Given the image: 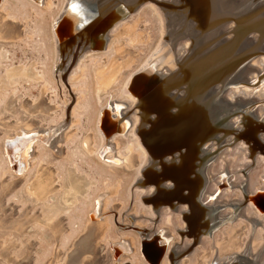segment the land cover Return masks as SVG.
Listing matches in <instances>:
<instances>
[{
	"label": "rangeland",
	"instance_id": "1",
	"mask_svg": "<svg viewBox=\"0 0 264 264\" xmlns=\"http://www.w3.org/2000/svg\"><path fill=\"white\" fill-rule=\"evenodd\" d=\"M64 3L65 0H43L42 3H38V1L35 3L31 0H3L0 2V102L13 101L12 111L16 110L15 114L5 109L0 113V228L2 226L4 229V232L0 233V247L4 248V250L0 248V264H17L18 259H23L21 257H26L28 254L32 255V253H34L32 255L35 261L34 264H50V260L53 259L55 242L49 237H44L48 233L49 222H52L46 217V207L44 206V202H47L49 197L47 196L44 202L36 205H32L29 202L19 204L18 201H22V194H14L18 190L20 191L21 188L23 189L26 183L32 181L33 176L30 174V170L38 168L39 172L51 169V172H49L51 175L50 180L54 183L55 189L53 195L56 196L60 193V186H58L60 180H58V177L70 166H75L78 172L86 176L78 172L76 173L75 169L71 168L69 182H71V174L82 175L89 182H87L86 192L89 190L90 184L94 183L91 179L98 180V183L91 187L90 195L85 200V214L82 221L84 225L83 229L90 221L102 219V210L111 209L112 216L106 215L104 217L107 222L109 221L107 226L110 230L105 235L108 243L104 240L102 242L105 246L109 244L110 255L114 258L116 264H118V258L112 255L114 253L112 251L113 248L116 246L119 253L126 251V249L128 250L126 241L121 239L122 236H130L131 239H135V242L137 240L135 234H140L141 239L145 238L142 233L144 231L140 232V230H136L141 229L137 225L139 223L142 227H146L150 233L156 232L161 227L169 230L172 243L179 244L180 247L178 248L194 245L191 247L189 255L186 256L188 259L180 262V264H208L210 260H215L214 262L217 261L218 264H221V262H223L222 264H230L231 256L244 247H247L251 253H254L258 250L259 246H262L263 249V252H261L262 249H260V252L263 253L262 260L264 263V212L257 208V205L255 207V203L247 200L246 195L243 193V191H247V195H251L258 192L260 193L259 196L264 198V154L256 148L257 151L254 150L251 154L246 153L245 146H251L247 138L241 137L236 140L235 136L232 139L230 137L227 140L228 143L224 146L221 145L222 147L218 148V150L212 148L214 154L209 153L205 156H201L200 154L198 156L205 159L206 163L207 161L209 162L207 163V167L209 168L211 179L209 182L207 181L208 185L206 186L210 190L206 189V193H210V197L206 198L209 201L207 203L211 204V207L218 208L216 213L217 219L211 224V231L206 234L197 235L195 241L188 236H180L176 233L175 224L181 225V221L179 220L180 215H174L173 211L167 207H163L159 209L158 216L157 210L143 202L141 198V195H144L142 194L143 192L135 191L137 186L135 183L138 179L136 167L140 162L141 156L140 152L135 151V143L129 142V146H132L133 153L135 154V165L127 169L126 173L122 171L123 167L114 168V166L103 165L94 154L89 155L81 148L80 142L84 138L89 139L92 149H97L100 145L101 138L97 122L102 106L106 103V98L101 102V105H97L94 99L91 85L92 80L88 74V71L90 73L89 65L91 62L89 58L91 59V56L84 57L83 63L80 66L78 65L76 70H74L73 78L68 79L67 77L66 81L69 87L63 83L62 78L55 75L54 67L57 63V54L53 27L55 22L60 19ZM10 15H13V17H10ZM125 17H123L124 19L122 18V22L120 19L112 24L109 35L111 36L110 41L101 50L95 51L94 55L98 56V53L104 52L102 56L104 59L109 60V62V58L111 57L112 61L116 64L118 63L119 66L124 63L122 65L123 70L122 68L120 69L121 76L119 73L118 80L111 93L113 101L122 105H127L128 103L124 100L126 98L121 94V88L125 84L126 76L139 70L144 61L154 53L161 39V18L150 7L141 5ZM181 43L182 41L180 42L179 40L175 47L177 48ZM69 49L71 48H66L67 51ZM132 49L134 53H132ZM70 54L71 52L69 51L68 54L64 55L70 57ZM168 55H171V51L168 52ZM68 56L64 57L63 60L65 61ZM255 61L254 65H262L260 58ZM26 66H31V68H28V74L31 76H34L36 71L37 77L35 79L20 78L11 84L6 83L4 74L7 69L13 67L25 69ZM83 68L86 69L85 72ZM29 69H32V71L34 69L33 74L29 73ZM262 72L264 73V71ZM252 75L257 76L256 73H252ZM74 84L75 87L72 86ZM238 89L235 87L229 88L225 93L226 96L221 97V95H218V101L222 103H226L224 100L230 102V100L223 99V97L229 98L228 96L232 95L233 91H239ZM107 103H109V100ZM252 103L254 104H252V108L241 105V111L256 112V121H263L264 125V98L255 99ZM24 110L34 113V116L25 120L18 119V117L27 116ZM127 111L128 108L122 110L121 114H125L123 119L126 116L131 119L132 115ZM229 113L231 114L228 118ZM229 113H223L224 117L227 118L223 124L236 126L237 128H235L239 129L242 125V113L239 111L237 113L233 108ZM127 118L126 120H128ZM65 121L67 122L66 125ZM61 125L65 127H63L64 130L62 131V139L58 142L63 143V145H57L56 150L51 149V152L63 164L60 163L58 166H55L54 162H41L44 151H41V149L38 151V146L42 147V150H45V146L38 143L37 150L32 153L35 156V160L28 165L29 167L32 166L31 169L24 175L15 177L6 166L3 154L5 142L11 139V136L19 129L37 134V132H45L50 128H60ZM259 131L264 138V130L259 129ZM128 136H126L127 139ZM126 138L113 135L111 141L112 147L120 150L122 146H125ZM39 140L36 139L35 142ZM214 141L216 147L218 142L215 139ZM66 143L67 149L64 147ZM69 153H71L70 157L68 156ZM225 155L226 157H224ZM168 156L163 158L167 160L170 157ZM191 156L189 155L190 159H195V154L193 157ZM208 158L211 159L209 160ZM226 158L230 159L227 176L231 185L222 184L223 181L220 178V175L225 173L223 165ZM193 162L194 160L191 162L193 165H191L190 171L197 173L201 168H196L195 162ZM148 169L150 171L155 170L152 166ZM193 169L195 170L193 171ZM14 174L18 173L15 172ZM166 182L168 181H164V183ZM141 189L143 188L141 187ZM106 191L109 192L106 193ZM23 192L25 193V191ZM100 194L99 203L96 204V198ZM235 207L240 209L235 210ZM115 212L118 213L119 222H128L127 226L131 227V231H124L126 225L120 224L119 226H115L113 224ZM122 212L124 214H120ZM129 212L136 219L131 217L127 219L126 213ZM139 214H143L144 218ZM57 216L60 217V215ZM145 217L147 218L145 219ZM156 217L159 219H156ZM66 220L69 225L67 216ZM114 221L117 220L114 218ZM55 222L53 223V228L56 226ZM72 224L76 225V220H73ZM94 225L97 226V224ZM83 229L81 228L73 236L70 242H68L66 249L72 246L74 239ZM162 233L165 234L160 229L154 235L161 234L160 237H163V241L160 242L166 244L169 239L166 236L164 237ZM63 237L64 234L60 239L61 249H63V245H61L63 244ZM139 242L140 247V239ZM32 243L35 244L34 247L29 248V245ZM171 253L172 251L169 255ZM250 258L252 257L248 255L244 259L253 262ZM255 263L258 262L254 261L253 264Z\"/></svg>",
	"mask_w": 264,
	"mask_h": 264
},
{
	"label": "bare ground",
	"instance_id": "2",
	"mask_svg": "<svg viewBox=\"0 0 264 264\" xmlns=\"http://www.w3.org/2000/svg\"><path fill=\"white\" fill-rule=\"evenodd\" d=\"M158 1L159 0H75V2L78 3L79 8H78V11L74 12V11H72V4L74 3V0H73L71 3L68 4V12L66 14L63 13L62 15H60V19L57 20V22L54 26V31L56 33L55 29L58 27V33H60L62 36H64V35L66 36V34H67L70 36H76L78 38H82L84 36H86L88 38L84 37L86 42H84V41L79 42L80 39H78L77 41H74L73 39L71 41H69L63 37L56 39V46L58 45V52H57V65L55 64L56 65V69H55L56 74L55 75L57 77H60V78L64 77V80H67L66 79L67 77H68V79L73 78L74 76H73L72 68H71L73 66L72 65L68 66L66 60L65 61L63 60L64 57L66 58L68 56V55H64V54H68L70 51L71 54H70V57L68 56L67 60L72 61V63H73L74 60L77 59L76 58L77 55L80 53V51L82 49L85 48V46H90L94 50H101L104 46H106L108 37L110 35V33H109L110 27L112 26L113 23H115L116 21H119L120 19L122 22V20L124 18H126L125 16L127 14L129 15V13L131 11H133L134 9H137L141 5H145V6L150 7L151 9H153L155 14H157L161 18V20H160L161 21V39L158 42V44L154 50V53H152L144 61L143 65L139 68V70H137L133 74H130L129 76H126V79L124 81L125 84L121 88L122 89L121 94L123 95L124 98H126L124 100H126L128 102L127 105H125V104L122 105L120 103H117L116 101L114 102L112 94H111L113 87H115L116 82L118 80L117 77H119V73L121 76V70L120 69L122 68V65H124V63L120 64L121 66H119L118 63L116 64V63H114V61H112L111 57L109 58L110 62H109V60L104 59V57H101L100 60L97 61L93 66L92 71H93V75H94L95 83H96V95L98 98V102L101 104V102L106 97H107V99H106V104L104 106H102V109H101L100 114H99L98 122H97L98 130H99V134H100V138H101V143H100L99 147H97V149H92L91 145L89 143L90 141L88 139L85 142V148L87 149V151L89 152L90 155L94 154L95 157L99 161H101V163H103V164L115 165L118 167H124L125 166L126 169H130L132 167V165H135V161H134L135 160V154L133 153L132 146H129V149L131 151V155L127 156V157H125L121 154H117V153H113L112 155H114V156H110L109 152H110V148H113L111 145L113 135H120V136L125 137V138L128 135H132L134 139L132 138V139L128 140V143L132 141L133 143H135V146L138 145V148L141 149L139 151L141 153L140 162L137 164L138 166L136 167V170L138 171V179L136 180L135 184L137 185L136 188L141 189V187H142L143 190L146 191L147 188L143 187V184L145 182L141 181V178H143L146 174V172H144V169L147 166H149V164H151L150 162L153 163V161L156 160L155 155L157 153H161V152L165 151L173 143H174L173 144L174 146H177V145L182 146V147L187 146V148L185 149V150H187V151H185L186 154H183V157L179 160V165H175V163L172 162L171 164L164 166L163 171H161V172L163 173V176L166 175L165 177H168V179L170 181H171V179H175L176 182H178L179 184L186 185V186L190 187L191 191H190V194L188 197L190 200H192L193 195L196 193L195 191L198 190L199 188L203 189V187L205 189H207L206 183H207V181H209L211 179L210 178L211 174H210V171L208 170L209 168L207 167V163H209V162L207 161V163H206V160L202 159L200 157L203 155L204 156L208 155L209 153H213V151H214L212 148H207L206 146H208V145H206V144H205L206 146L203 145V143L206 140V137L209 136V134H211V132L214 130L216 131L217 129H219V133L221 131L227 130V128H224V125H223L224 121H226V119H227L223 115L224 112L229 113L231 111V109L233 108L237 113H238V111L240 113H242V116H243L242 117V125H241V127H239V130L241 131V133L238 134L239 137H237V136L234 137L236 140H238V138H241V136L242 137L245 136L246 135L245 132L256 131V130H259L260 128L264 129L263 121L262 122L256 121V117H257L256 112H254V113L251 111L245 112V110L241 111L242 109H240L241 105L250 106V108H252V104H253L252 101L253 100L259 99V98H264V74L262 72V71H264V45H263L262 50H261L262 51L261 55L249 63L245 64V62H244L245 59L242 58V60L239 59L237 65H234V67L231 66V68H229V70H223V71H220L219 73H214V74L211 73L209 75H207V73L205 72L206 74L204 73V75L203 76L201 75L200 78L199 77L196 78V81H188V85H187L188 89H187L186 93H184V95L186 94V97L187 96L188 97H191V96L194 97V96H200V95L204 94L203 95L204 98L202 97L201 99H199L200 101H198L196 103V105H195V102L193 104H191V105H194L195 107L191 108L189 106L190 108H187L185 110L187 112L186 117H182L181 119H179V121H177V123L176 122H174V124L164 123L165 127L163 125H161L159 127L160 131L158 132V135L154 134L155 136L143 137L141 132L139 131V129H140L139 125H140V123H142V120L146 118L145 117L146 112L143 111V109L141 108V106L143 107V104L142 105L139 104L138 103L139 101H137V98L131 93L130 90H128L129 89L128 88L129 83L132 80H134L133 76L136 75L137 73L139 74L140 71L143 72L144 67L152 66V64L153 65L159 64L161 67H167L164 64V60L168 59L167 53L169 51H171V55L169 56L168 64L170 66H172L171 64L179 61L178 54L184 52V50H186V49L189 50L190 47L195 46L196 44L198 45L200 42H202V44H203V45L201 44L202 49H203L205 41H206L205 39H209L211 41H214L216 44V49L214 48L215 45L214 46L210 45L209 49L207 51V53L210 55L209 57L213 58L215 55L219 54L216 52L218 50H221V47L218 44H221L222 39H224V38H222V35H220V31H222L224 27H223V25L216 26L217 23L219 22V19H217V17L214 14H210V17H208L207 19H204L201 16H199L198 18H200V20H202L203 22L208 21V23L205 22V24L203 22H202L203 24H200L201 22H198L199 27H202V28L204 27L201 35L197 37L195 35L196 33L191 34L192 37H190V39H184V41L176 48L175 44L170 43L169 41H166L165 38H168L170 35H172L171 33H173L177 29V26H176L177 22H175V21L172 22L169 19L166 11L163 9V7H161V5L159 4ZM141 2H143V3L140 5ZM200 2H205L207 5V9L208 10L210 9V11L212 13H215V10L212 9V7L210 8L212 1L201 0ZM246 4H247L246 8L251 9V10H254L255 5H256L254 0H247ZM248 9H246L245 12H243L244 15H242L240 13L238 15L235 12L233 14V16L237 17V18L246 17L247 15H245V14H246ZM193 10H195V9H193ZM205 14H206V12H205ZM205 17H207V14ZM169 22H171L170 25H169ZM237 24H238L237 21H232L229 23V26L230 25H234V26L236 25L237 26ZM115 25H117V24H115ZM67 30L68 31L70 30V32H68ZM180 33H182V31H178V32H176V34H173V35L175 37H177ZM257 35H259V34H257ZM255 39H257V41H259V42H261L263 40V38L260 34V36H258V38H254L252 36L251 37L249 36L248 39H246L245 41L247 43H249ZM223 42H225V41H223ZM73 45H75V46H73ZM71 46H73L74 48ZM66 48H71V49H69L67 51ZM132 51H133L132 53H134L133 49H132ZM164 52H165V56L163 57ZM216 57L219 58V55ZM218 58H213V59H215L219 62ZM258 58H260V60L262 62L261 66L254 65L256 62L255 60ZM133 61H131V62H133ZM208 63L211 64L213 62H208ZM239 63H241L242 65L238 66ZM23 67H25V66H23ZM28 68H31V66H29V67L26 66L25 69H20L19 67H13L11 69L6 68L7 69L6 70V78L8 79L9 84L14 82L12 80L13 77H18L21 79H24V78L35 79L37 77L36 71L34 73V76H31L30 74H28ZM232 68H234V70H236L234 74H230V72H231L230 70H232ZM122 70H123V68H122ZM33 71H34V69H33ZM33 71H32V69H29V73L33 74ZM191 71L192 70L190 69L189 73ZM165 72H166V70H165ZM149 73H150V70H146V71H144L142 76H139L140 82L142 84L147 79H153V77L151 75H149ZM252 73H256L257 76L252 75ZM161 77L165 78L164 71H163L162 76L161 75L157 76V80H159V78H161ZM177 77L178 76H174L172 78L177 79ZM184 77L185 76H183V73H182V77H180L174 81V82H177V84H176L177 87H175L176 89H179L182 86L181 82L183 81ZM212 79L214 80L213 82L217 83V85H221L222 88L229 83H235V84L241 83L242 86H239V85L234 86L235 88H239L238 89L239 91H233L232 95L228 96L229 98L223 97V99L226 98L227 100H230V102L226 101V104H224L222 102L216 103V101H215V104L213 105V102H214L213 98H217L218 95H221V97L226 96L225 93L227 90L223 89L224 91H222V92L220 91L218 93V95L215 94L212 97L213 94L211 91L216 90L215 87H212ZM66 82L67 81H65V83ZM73 87H75V85H73ZM241 87H244V88H241ZM138 89H140V88H138ZM137 94H138V91H137ZM156 94H157V96H156L155 102H157V101L161 102L163 100L162 97L160 96L161 93L157 92ZM205 96H207V97H205ZM176 97H177L176 100L175 99L173 100L176 103L186 101V98L184 100V98H180V96L178 94H176ZM108 100H109V103H107ZM217 101H218V98H217ZM217 104H219V105H217ZM184 105H187V104L184 103ZM216 105H217L218 109H216L217 108ZM124 108H128L127 112L131 113L130 114V115H132L131 119L127 118V116H126V118L128 120H126V118L123 119L125 117V114L122 115L121 112ZM115 114H117V118L118 117L119 118L118 119L115 118V120L113 121L112 116ZM103 115H105L106 119L101 123L100 119ZM64 123L66 125L67 122H64ZM178 125H180V126L178 127ZM61 126L65 127L64 125H61ZM61 126H60V128H61ZM182 127L184 129V135L181 138H178V139L176 138L174 142H171L170 140L165 138V136H163V135H165V134H163L164 131L165 132L170 131V130L179 131ZM34 136H36V135H34ZM40 140L45 142V140L43 138H41ZM198 140H200V141L198 142ZM215 140L218 142L219 145L223 143V141H220V139H215ZM219 141L221 143H219ZM239 141H241V140H239ZM249 150H250V152H248ZM245 151H246V153L251 154L254 151V148L252 146H248V147L245 146ZM155 152H156V154H153ZM215 152H217V151H215ZM194 154H195V156H194L195 159H190L189 155H192L191 157H193ZM200 154H201V156L198 157ZM169 156L171 157V155H169ZM224 157H226V155ZM228 158H226L224 160L223 168H224L225 173L220 175V178H222V181H223L222 184H225V185H231V183L229 182V177L227 176V173H228L227 171L229 169L228 164L230 161V159H228ZM208 159L210 160L211 158H208ZM192 160H194V162H195V167L201 168V169L197 173H194L193 178H189L190 177L189 174L191 172L190 167H191V165H193V164H191ZM202 165H204V166L201 167ZM74 167L72 166V168H74ZM194 170L195 169H193V171ZM196 170H198V169H196ZM69 173H71V171ZM81 174L84 175L83 173H81ZM71 175H72V178H71L70 183H71L72 190L71 191L69 190L68 192H66L64 194L65 198L72 196L71 193L72 194H74V192L84 193L87 190V182L88 181L85 180L86 178L84 179L82 177V175H78L75 173L71 174ZM84 176H86V175H84ZM147 176H148L147 177L148 181L153 182V184H155L154 182H155L156 178L158 177V175L154 171H150L147 174ZM92 181L94 183L96 182L94 179H92ZM170 181H168V182H170ZM240 182H242V181H240ZM249 186H250V184H249ZM27 188L28 187H26L24 189L25 192L28 191ZM207 190H209V189H207ZM201 193H202V191H201ZM243 193L246 195L247 191H243ZM83 195L87 197V192L84 193ZM160 195H163V193ZM247 197L248 196L246 195V199H247ZM66 202H70V200H68ZM205 203H206V201H205ZM194 205H195V208H198L196 203ZM256 205H257V203H255V207H256ZM257 206H258L257 208H259L261 210V208H260L261 205L260 206L257 205ZM217 208L211 207V209H208V210L205 209V210H202L201 212L199 211L196 214H197V216H199V215L207 216V215L211 214L213 220L216 221V219H217L216 218ZM237 208L235 210L240 209V208L239 209H237ZM260 210H259V212H260ZM3 230L4 229L1 226L0 231L4 232ZM234 237H235V235H234ZM1 249L4 250V248H1ZM261 252H263V249ZM261 252L258 251L257 253H253V254L249 253L248 255H250L252 257L250 259L253 260V262L254 261L260 262L262 260V255H263V253H261ZM249 262L251 263L252 261H249ZM255 264H257V263H255Z\"/></svg>",
	"mask_w": 264,
	"mask_h": 264
},
{
	"label": "water",
	"instance_id": "3",
	"mask_svg": "<svg viewBox=\"0 0 264 264\" xmlns=\"http://www.w3.org/2000/svg\"><path fill=\"white\" fill-rule=\"evenodd\" d=\"M200 1L201 0H159L158 1L161 7H163V9L166 11L169 19L172 22L173 21L177 22L176 23L177 29L173 33H171L172 35H170L168 38H165V40L176 45L179 42V40L180 42L181 41L183 42L184 39H190V37H192L191 34L193 33H196L195 35L197 37L200 36L201 33L203 32L204 27L203 28L199 27L198 22H201L200 24L203 23L205 24V22L208 23V21L203 22L198 17L201 16L202 18L207 19L208 17H210V14H214L217 17V19H219V22L217 23L216 26L223 25L224 27L223 30L220 31V35H222V38L224 39H222L221 44H218L220 45L221 50L217 49L218 51L216 52L219 54L213 57V58H218L216 56L219 55L218 58L219 62L213 59L212 57H209L210 55L207 53L210 45L212 46L215 45L214 48L216 49L215 42L209 39H205L206 41L203 49H202L203 44L202 42H200L198 45L196 44L195 46L190 47L189 50L188 49L184 50V52L178 54L179 61L175 63L172 62L173 63L171 64L172 66L168 64L169 55L167 53L168 59L164 60V64L167 67H161L159 64L158 65L152 64V66L144 67L143 72L140 71L139 74L137 73L136 75H134L133 76L134 80H132L129 83L128 90H130L131 93L137 98L139 104L141 105L143 104V107L141 106V108L143 109V111L146 112L145 113L146 118L142 120V123H140L139 125L140 129L138 128L143 137L155 136L154 134L158 135V132L160 131L159 127L161 125L164 126V123L166 124L167 123L174 124V122L177 123L179 119H181L182 117H186L187 112L185 110L187 108L195 107L194 105L191 104L195 102L196 105V103L200 101L199 99H201L202 97L204 98L203 96L204 94L194 97L193 96L186 97V94L184 95V93H186L188 89L187 86L188 81H196V78L198 77L200 78L201 75L203 76L205 72L207 73V75H209L211 73L214 74V73H219L220 71L223 70H229L231 66L234 67V65H237L239 59L241 60L242 58L245 59L244 62L246 64L253 61L255 58L261 55L262 52L261 50L264 45V0H254V2L256 3L254 10L246 8L247 0H210L212 1L210 8L212 7V9L215 10V13H212L210 9L209 10L207 9V5L205 2H200ZM246 9H248L245 14L247 15L246 17L237 18L233 16L235 12L238 15L239 13L244 15L243 12H245ZM205 12L207 14V17H205L206 16ZM232 21H237L238 22L237 26L236 25L229 26V23ZM170 23L171 22H169V25ZM178 31H182V33H180L177 37H175L173 34H176V32ZM260 34L263 38L261 42L257 41V39L249 43L245 41L246 39H248L249 36L258 38ZM164 56H165V52L163 54V57ZM208 62H213V63L209 64ZM241 63H239L238 66H241L242 65ZM190 69L192 71L189 73ZM146 70H150L149 75H151L153 79H147L142 84L140 82L139 76H142L144 71ZM163 71L165 78L161 77L159 78V80H157V76L158 75L162 76ZM230 71H231L230 74H234L236 70L232 68V70ZM182 73L183 76H185L183 78V81L181 82L182 86L179 89H176L175 87H177L176 85L177 82L174 81L182 77ZM174 76H178L177 79H173L172 77ZM213 81L214 80L212 79V87H215L216 90L211 91L213 94L212 97L215 94L218 95L220 91L222 92L224 90H229V88H233L236 85L242 86L241 83H237V84L229 83L222 88L221 85H217V83ZM157 92L161 93L160 96L163 99L161 102L158 101L155 102ZM176 94H178L180 98H184V100L186 98V101L180 103L174 102L173 100L174 99L176 100L177 98ZM213 99H214L213 105L215 104V101L216 103L219 102L217 101V98H213ZM224 101L226 102V100ZM184 103H186L187 105H184ZM216 109H218V107ZM230 114L231 113L228 114V118ZM115 118H117V114L112 116V120L114 121ZM105 119H106L105 115H103L100 120L102 122ZM180 125H178V127ZM223 125L224 128H227V130L221 131L220 133H219V129H217L216 131L215 130L212 131L211 134H209V136L206 137V140L203 143L204 146L208 145L206 146L207 148H216L215 150H218V148H221L222 146L226 145V143H228L227 142V140H229L228 138L231 137L232 139V137L234 136L239 137L238 134L241 133L239 129H236L235 127L230 125H225V124ZM245 133L246 135L243 137L249 140V143L254 148V150L258 149V151L264 154V138L261 136L259 130L249 131ZM163 134H165L163 135L165 136V138H167L171 142H174L176 138L177 139L181 138L184 135V129L182 127L179 131L176 130L175 131L170 130L167 132L164 131ZM214 139H220V141H223V143L220 145L218 144L215 147ZM199 141L200 140H198V142ZM220 141L219 143H221ZM173 144L170 145L165 151L161 153H157V154L156 152L153 153L156 154L155 155L156 159L165 157L167 155H172L173 151L176 149H182V146L179 145L174 146ZM186 148L187 146L184 147V149ZM150 163L151 165L153 164L155 166L158 162L157 160H155L153 161V163L152 162ZM247 196H248L247 200L253 203H257V205L259 206L264 204V198L260 197L258 192H255L254 194ZM260 208L261 211L264 212V208H262V206H260Z\"/></svg>",
	"mask_w": 264,
	"mask_h": 264
},
{
	"label": "flooded vegetation",
	"instance_id": "4",
	"mask_svg": "<svg viewBox=\"0 0 264 264\" xmlns=\"http://www.w3.org/2000/svg\"><path fill=\"white\" fill-rule=\"evenodd\" d=\"M1 1H3V0H0V2ZM34 1H35V3H36V1H38V3H42L43 0H34ZM72 1L73 0H65V3H64L63 9H62V14L63 13L66 14L68 12V4L71 3ZM56 22H55V24H56ZM55 24H54V26H55ZM55 30H56L57 34L55 33L54 27H53V32H54V36L53 37H55L54 38L55 42H56V39L57 38L59 39L60 37H63L66 40H69V41H71L72 39L74 41H77L78 39H80V40L82 39L79 42H82V41L86 42V40L84 38L86 36H84L82 38H78L76 36H70V35H67V34H66V36L65 35L62 36L60 33H58V27ZM68 32H70V30ZM86 38H88V37H86ZM109 38H111V36L108 37L107 43L110 41ZM107 43H106V45H107ZM95 51H98V50H94L90 46H85V48L82 49L80 51V53L77 55V57H76L77 59H75L73 63H72V61H69L67 59H65V60H66V62L68 64V66H70V65L73 66V67H71L72 68V73H73L74 70L76 69V67L78 65L80 66L83 63V61L85 59L84 57H87V56L90 57L91 56V59L89 58V60L91 62V64L89 63L90 64L89 65L90 66V73L88 71V74H89V76L91 77V80H92V84L91 85H92L94 99H95L97 105H101L98 102V98H97V95H96V83H95V78H94L92 69H93L94 64L97 61H99L101 57H103L102 55H103L104 52L100 53V54L98 53V56H94L95 55ZM57 52H58V45L56 46V54H57ZM84 64H86V63H84ZM56 65H57V63H56ZM56 65L54 67V70L56 69ZM85 70L86 69L84 68V72H85ZM4 78L7 79L6 78V72L4 74ZM61 78L64 81L63 83H65L66 80H64V77H61ZM18 79H20V78H18V77H13L12 78L13 81H18ZM65 85L67 87H69V84L67 82L65 83ZM106 99H107V97H106ZM3 110H4V102L1 101L0 102V113ZM19 118L21 119L22 117H18V119ZM56 128H59V127H56ZM22 130H24V129H22ZM40 130H43V129H40ZM49 130L51 131L52 128L48 129L45 132H40L41 137L43 136L42 138L45 140V142L47 140V136L45 135V133L48 132ZM60 130H61V136L53 141V145H55V147H57V145L58 146L63 145V143L58 142V141H60L62 139L61 138L62 137V131L64 130L63 126H61ZM19 132H20V129L17 130V132L14 133V135L19 133ZM33 135H35V134H33ZM13 136H11V137H13ZM35 141H36L35 139L31 138V141H30L31 144H29V148L27 150L28 153L26 152L27 153L26 161H25V166L22 169V172H20L18 174H14L12 171H10L13 175H15V177H20L21 175H24L25 173H27L31 169L32 166L29 167L28 165L31 162H34V160H35V156H34V154H32V153H34L37 150L38 142H35ZM185 151L186 150L184 149V147H182V149L174 150L173 154H172L173 157L171 156L167 160H165L163 157L159 158L158 160L156 159L158 163L155 166L149 164V166H147L144 169V172H146V174H145V176L143 178H141V181L145 182L143 184V187L147 188L146 191L143 193L144 194L143 196H144V198H148L149 200H152L154 208H156V210L158 211V216H159V209L163 208V207H167L169 210L173 211L174 215H180L179 216V220L181 221V225L175 224L176 231H177L176 233L179 234V235L182 234L180 236H188V237L192 238L193 241H195L197 239V237H196L197 235L206 234V233H209L211 231V224L213 223V221H209L208 220L209 218L207 219L206 216L202 217L201 215H199L198 219H197V214H196L199 211L201 212L202 210H205V209H207V210L211 209V204H208L207 202H209V201L206 200V198L210 197V193H206V189L204 187H203V189L199 188L198 190L195 191L196 193L193 195V199L190 200L189 197H188L189 194H190V191H191L190 187H188L186 185L179 184L178 182H176L175 179H171L170 182L164 183L163 181H169V179H168V177H165L166 175L163 176V173L161 172V171H163L164 166L169 165L172 162L175 163V165H179V160L183 157V154H186ZM110 156H114V155L110 154ZM103 165H106V164H103ZM108 166H114V168H119L118 166H115V165H108ZM151 166L155 168V170H153V171L158 175V177L156 178V180L154 182L155 184H153V182H149L148 178H147L148 177L147 174L150 172V170L148 168L151 167ZM123 169H125V166L122 168V170ZM47 170L48 171L40 172V173H41L43 178L47 177V178L50 179L51 175L49 174V172H51V169H47ZM30 171H31L30 174H32V170H30ZM189 175H190L189 178H193L194 177V172L191 171V173ZM27 184L28 183H26L24 185L23 189L21 188L22 191H24V189L26 187H28ZM150 188H151V190H150ZM21 189H20V191H21ZM28 191H29V189H28ZM28 191H26V192H28ZM201 191H202V193H201ZM17 192H19V191H17ZM25 193H24V195L21 193L23 197H25ZM162 193H163V195H160ZM205 201H206V203H205ZM195 203L197 204L198 208H195V205H194ZM19 204H23V202H20ZM262 205H261L262 208H264V204H262ZM221 208L223 209L222 206H221ZM102 209H103V207H102ZM112 214L113 213H111V209L102 210V212H101V218L102 219L97 220V221H90V223H87V226L74 239V241L72 243V246L69 247V249H61L60 248V239H61L62 235L63 234L65 235L68 232H70V229L67 227V222L68 221L66 220L64 222L62 220V218H61L59 220V222H58L59 224L56 225L54 228H52L53 227V223L56 221V219L58 217H56V219H53V220H50V217H47L49 221H52V222L48 221L49 225H52V227L49 226V228H47L48 229L47 230L48 233L44 237L45 238L49 237L50 239L54 240V242H55L53 255H52L54 260L53 259L50 260V264H116V262L114 261V258H112L111 255H110V246H109V244H108V246H105V244L102 242L104 240L106 243H108L107 240L105 239V235L110 230V228L107 226L109 221L107 222L104 217L106 215L112 216ZM120 214H124V212H122ZM139 215H141V217L144 218L143 214H139ZM117 216H118V213L115 212L114 217H113V224L115 226H119L120 224L126 225V229L124 231H131L132 230L131 227L127 226L128 222H119ZM126 216H127V219L129 217H131L133 219H136V217H133V215H131L130 212L126 213ZM114 218L117 221H114ZM146 218L147 217H145V219ZM156 219H159V218L156 217ZM194 219L195 220L197 219L196 223L193 222ZM183 220L186 223H184ZM94 224H97V226L94 225ZM137 225H139L140 228H141V229H136L137 231L140 230V232H142V231H147L148 230L146 227H142L140 223L137 224ZM137 225H135V226H137ZM160 229L164 230L165 236L169 240H168V242L166 244H163V246L161 244V246H160L161 248L164 247V246L165 247L163 248L164 250L159 252V255H158L157 260H156L157 264H168L169 253L171 251H175L178 254L177 257H176V263L177 264H180V262H183L185 259H188V258H186V256L189 255L190 249L194 245H188V246H183L184 248H178V247H180V245L172 243V240L170 238L171 233H169V230L165 229L164 227H161V228L157 229V231L160 230ZM71 230L72 231L75 230L74 227H72ZM156 232H154V233H150L149 232V233H150V235H153ZM139 235L140 234H138V235L135 234V238L137 239L136 242H135V239H131L130 236H122L121 239L126 241L128 250L126 249V251H121L119 254H117L116 251L118 249L116 248V246L113 248L112 251L114 253H112V255L114 257L117 256L118 264H147L145 262V260L143 259V257L141 256V253H140V247H139L140 242H139V239L141 240V242L142 241L145 242L146 240L149 241L151 239H149V238L148 239L147 238L141 239V237ZM63 239H64V237H63ZM133 240H134V242H132ZM161 241H163V240H161ZM62 242H63V240H62ZM170 242H171V244L169 245ZM34 245L35 244L32 243L31 245H29V248L30 247L31 248L34 247ZM61 245H63V244H61ZM33 254L34 253H32V255ZM29 255L30 254H28V256H26V257L25 256L21 257L23 259H18L17 264H26V263L27 264H34L35 261L33 260V256L32 255L29 256ZM224 264H227V263H224Z\"/></svg>",
	"mask_w": 264,
	"mask_h": 264
},
{
	"label": "crops",
	"instance_id": "5",
	"mask_svg": "<svg viewBox=\"0 0 264 264\" xmlns=\"http://www.w3.org/2000/svg\"><path fill=\"white\" fill-rule=\"evenodd\" d=\"M31 1H34V0H31ZM10 17H13V15H10ZM24 79H28V78H24ZM5 81L7 83H9L8 79H5ZM12 104H13V101L5 102L4 103V109L9 110V112H11L13 109ZM15 111L16 110L12 111V113L15 114ZM26 113H27V116L22 117L21 120H25V119H28V118H31L34 116V113H32V112H26ZM35 135L36 136H34L33 134H31L30 132H28L26 130L20 129L19 133L15 134L11 139H9L7 142H5L4 158L6 161L7 168H9L12 172H14V173L15 172L16 173L22 172V169L25 166L26 155L28 153L27 150L29 148V144H31L30 143L31 138L36 140V139H41L43 137V136L41 137L40 132H37V134H35ZM45 135L47 136L46 142H43L42 140L38 141V143L43 144L45 146V148H44L45 150H42V147L38 146V151H40V149H41V151H44L43 152L44 154L42 155V159H41L42 161L41 162H46V161H48V163L54 162L55 166H58L60 163L63 164V162L60 161L59 159L55 158L53 153L51 152V148L53 150L54 149L56 150L55 145H53V141L61 136L60 128H52V130L51 131L49 130L48 132H46ZM117 136H120V135H117ZM132 137H133L132 135H129L128 139L126 138L127 143L125 142V146L124 147L122 146V148H121L123 150H121V149L116 150L115 148H110L109 154L117 153V154H121L125 157L130 156L131 151L129 149L128 140L132 139ZM87 140H88L87 138H84L80 142L81 148L85 152L87 151V149L85 148V142ZM65 148L67 149V143L65 144ZM135 148H136V151H138V152L141 150L140 148H138V145L135 146ZM66 152H67V150H66ZM86 153L89 154L88 151ZM68 156L70 157L71 153H69ZM65 161H66V159H65ZM71 168H72L71 166L66 168V170L59 175L58 180H60V182L58 183V186H60V193H58L56 196L53 195V192L55 189L54 183H52L51 180L48 178H46V179L43 178L41 176V174H39L40 173L39 169H33L32 170V176H33L32 179L33 180L27 184L29 191L25 193V197L21 196L22 201H18L19 203L20 202H23V203L29 202L32 205H36V204H39L41 202H44V199L48 196L49 200L47 202H44V206L46 207L45 213H47L46 217H50V220H52V219H56V217H58L57 215H60V217H58L56 219V222H55V224L58 225L59 220L62 218V220L65 222L66 216H67V219L69 220V225L67 222V225L69 227L68 226L67 227L70 229V232H68L67 234L64 235L63 249H66L68 242H70V240L73 238V236L81 228L83 229L84 225H83L82 221H83V217L85 214V205H86L85 200L90 195L89 193L92 190L91 187L95 186L98 183V180H95L96 182L92 183L90 185V188L87 191V197L84 196L83 193L74 192V194L71 193L72 196L65 198L64 197L65 192L67 190H70V188H71V184L69 182V171L71 170ZM74 169H75V172L77 173L78 172L77 169L75 167H74ZM122 171L124 173H126L127 169L125 168ZM136 172L138 175L137 170H136ZM78 173H81V172H78ZM150 190H151V188H150ZM135 191H140V193H142V192L144 193L143 189L136 188ZM20 192L24 195L22 189H21V191L16 192L14 195H17ZM108 192L109 191H106V193H108ZM100 195L96 198V202H95L96 204L99 203ZM107 196H110V195H107ZM141 196H142L141 198L143 199L144 203H146V204L149 203L148 205H151L153 207V209L156 210V208H154L152 200H149L148 198H144L143 195H141ZM68 200H70V202H66ZM202 217H204V216H202ZM206 217H207V219L209 218L208 219L209 221H214L211 214L207 215ZM197 219H198V216H197ZM73 220H76V222H77L76 225L72 224ZM196 220L194 219L193 222L196 223ZM71 224H72V226H71ZM50 227H51V225H50ZM72 227H74L75 230L72 231L71 230ZM0 233H2V232L0 231ZM142 233L144 234L145 238L151 239L149 241L146 240L145 242H143V241L141 242L140 249H141L142 256L144 257V260L147 264H157L156 260H157V257L159 255V252L164 250L163 248L165 247V246L162 248L160 247L162 244L160 241L163 239V237L162 238L160 237L161 234L150 235V233L148 231H144ZM162 234L165 237V234L164 233H162ZM180 235H182V234H180ZM162 246H163V244H162ZM260 249H262V246L261 247L259 246L258 250L255 251L254 253H257L258 251H260ZM116 252H117V254H119L118 250ZM248 253L253 254L247 249V247H244L241 251H239L235 255L231 256L232 258L229 261V263H231V264H235V263L236 264H253V263H249V260L244 259V258L248 257ZM177 255L178 254L175 251H172V253L169 255V261L168 262L170 264H177L176 263ZM214 261L215 260H212V261L210 260V262L208 264H218L217 261L216 262H214ZM221 263H223V262H221ZM257 264H264L263 260H261Z\"/></svg>",
	"mask_w": 264,
	"mask_h": 264
},
{
	"label": "snow or ice",
	"instance_id": "6",
	"mask_svg": "<svg viewBox=\"0 0 264 264\" xmlns=\"http://www.w3.org/2000/svg\"><path fill=\"white\" fill-rule=\"evenodd\" d=\"M78 8H79V5H78V3L75 2V0H74V3L72 4V11L76 12V11H78Z\"/></svg>",
	"mask_w": 264,
	"mask_h": 264
}]
</instances>
